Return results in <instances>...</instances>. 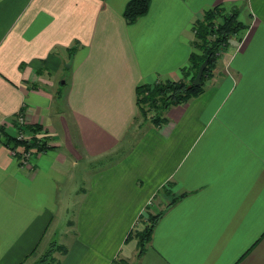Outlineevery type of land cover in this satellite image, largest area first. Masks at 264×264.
<instances>
[{"label": "crops", "instance_id": "1", "mask_svg": "<svg viewBox=\"0 0 264 264\" xmlns=\"http://www.w3.org/2000/svg\"><path fill=\"white\" fill-rule=\"evenodd\" d=\"M129 1L0 0V128L22 116L53 147L24 165L0 140V264H37L71 207L61 264H264V0H151L134 24ZM216 6L239 9L242 40L141 130L136 88L181 80ZM147 209L164 215L138 258Z\"/></svg>", "mask_w": 264, "mask_h": 264}, {"label": "trees", "instance_id": "2", "mask_svg": "<svg viewBox=\"0 0 264 264\" xmlns=\"http://www.w3.org/2000/svg\"><path fill=\"white\" fill-rule=\"evenodd\" d=\"M151 0H130L124 10L123 16L128 24H134L140 17L145 16L150 9ZM240 11L237 8L216 6L204 12L201 19L194 23L193 31L195 39L193 47L196 50L189 57V65L181 69L182 78L179 81L157 82L155 84H142L136 88L137 107L141 116L149 119L151 123L160 128L169 122L167 113L173 107L183 106L202 95L206 90V85L213 78V72L219 60V55L229 46L232 38L237 37L241 41L247 26L240 19ZM208 61V65L203 73L201 85L195 86L194 80L201 65ZM150 115V116H149ZM15 126L18 134L12 135L0 128V140L17 152L19 149L25 151L44 152L53 147L47 144L48 137L42 134V127L39 125ZM27 134L30 138L21 139L20 135ZM178 199L174 200V203ZM167 206V208H169ZM164 212L152 214L146 211L141 216V227L134 228L127 236L126 242L137 240L138 258H142L147 251L149 243L157 224L163 217ZM73 222H69V227ZM68 247L57 242H53L47 252L37 261V264H61L62 258L68 254ZM119 261H114L117 264Z\"/></svg>", "mask_w": 264, "mask_h": 264}, {"label": "rangeland", "instance_id": "3", "mask_svg": "<svg viewBox=\"0 0 264 264\" xmlns=\"http://www.w3.org/2000/svg\"><path fill=\"white\" fill-rule=\"evenodd\" d=\"M194 36H195V34H194ZM194 39H195V37H194ZM193 42H194V40H193ZM192 42V43H193ZM192 47H193V44H192ZM196 50L194 49V47H193V51L192 52H195ZM191 52V53H192ZM222 54V53H221ZM221 54L219 55V58H220V56H221ZM191 55V54H190ZM218 63H219V60H218V62H217V65H216V68H215V70H214V72H213V75H214V73L217 71V67H218ZM189 65V64H188ZM150 116V115H149ZM141 122L140 123H137L136 125H140L141 126V130H143L145 127H147L148 125H150V124H152L151 123V121L149 120V119H147V118H145V117H143V116H141V120H140ZM153 125V124H152ZM18 134V133H17ZM89 168H91V167H89ZM79 175H83L82 174V172H78V176H77V182L75 183V187L78 189V191L80 190V189H82V188H85V186H86V183H83V182H80V178H79ZM71 194H72V197L75 195V192H73L72 190H71ZM78 197V196H77ZM73 199H71V200H69V203L72 201ZM76 209V208H75ZM75 209H74V207H71V210H70V214H65V215H63V216H61L59 219H61L62 217L64 218V220H60V223L59 224H57V228H58V236H59V240L57 241L58 243H60V244H66V243H68L69 242V229H70V227H69V222L70 221H72V219H74V213H75ZM146 214V213H145ZM66 217H68V218H66ZM65 231H67L66 233H65ZM61 234L63 235V236H61ZM138 254V253H137Z\"/></svg>", "mask_w": 264, "mask_h": 264}, {"label": "built area", "instance_id": "4", "mask_svg": "<svg viewBox=\"0 0 264 264\" xmlns=\"http://www.w3.org/2000/svg\"><path fill=\"white\" fill-rule=\"evenodd\" d=\"M17 124H18V126H24L25 125L24 117L19 116V118L17 119ZM20 138L24 139V140H26V139L28 140L30 138V136L27 134H22V135H20ZM47 144L49 145L48 142H47ZM33 152H34L33 150L25 151L23 149L22 150L20 149L18 153L21 155V158H20L21 163H23L24 165L28 164V161L31 158V156L33 155ZM15 155L17 156L16 151H15Z\"/></svg>", "mask_w": 264, "mask_h": 264}, {"label": "water", "instance_id": "5", "mask_svg": "<svg viewBox=\"0 0 264 264\" xmlns=\"http://www.w3.org/2000/svg\"><path fill=\"white\" fill-rule=\"evenodd\" d=\"M207 65H208V61H205V62L201 65V67H200V69H199V71H198V74H197V76H196V78H195V80H194V85H195V86L198 87V86L201 85V79H202V77H203V73H204V71H205Z\"/></svg>", "mask_w": 264, "mask_h": 264}]
</instances>
